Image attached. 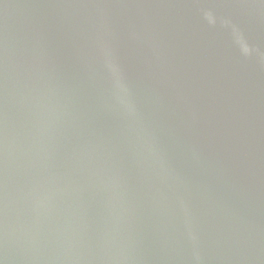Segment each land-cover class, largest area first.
I'll use <instances>...</instances> for the list:
<instances>
[{
    "label": "water",
    "instance_id": "1",
    "mask_svg": "<svg viewBox=\"0 0 264 264\" xmlns=\"http://www.w3.org/2000/svg\"><path fill=\"white\" fill-rule=\"evenodd\" d=\"M0 264H264V0H0Z\"/></svg>",
    "mask_w": 264,
    "mask_h": 264
}]
</instances>
